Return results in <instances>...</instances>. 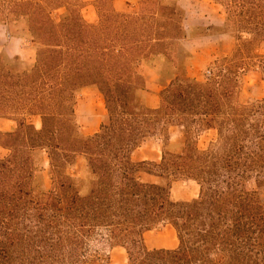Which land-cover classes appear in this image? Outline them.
<instances>
[{"label": "trees", "instance_id": "1", "mask_svg": "<svg viewBox=\"0 0 264 264\" xmlns=\"http://www.w3.org/2000/svg\"><path fill=\"white\" fill-rule=\"evenodd\" d=\"M114 2L96 0L99 21L89 22L84 0H0V25L35 51L30 63L0 53V118L16 122L0 130L9 151L0 156V264H109L103 243L124 248L127 264H264V97L246 99L241 74L246 57H259L264 75L256 54L264 0H214L226 8L224 29L251 38L239 39L209 80L181 64L185 72L162 85L154 108L142 98V65L156 58L163 76L171 48L187 38L185 10L178 0H140L132 11ZM86 88L98 89L107 108L89 135L76 107ZM174 126L186 140L172 152ZM196 133L215 137L200 147ZM158 134L162 160H135ZM42 153L50 188L39 176ZM80 158L85 174L77 176L70 169ZM183 181L196 183V197L175 196ZM161 224L175 230L177 247L147 246L145 233Z\"/></svg>", "mask_w": 264, "mask_h": 264}, {"label": "rangeland", "instance_id": "2", "mask_svg": "<svg viewBox=\"0 0 264 264\" xmlns=\"http://www.w3.org/2000/svg\"><path fill=\"white\" fill-rule=\"evenodd\" d=\"M86 7L83 9V15L89 22H98L99 15L95 8L96 0H84ZM140 0H115L114 4L118 11H132L135 9L137 2ZM186 13L185 30L187 34L186 40L183 41V46L174 45L170 54L171 59L165 58L166 67L161 77L154 69L147 65H152L157 62V69L162 66L156 58L151 59L147 64L142 65L148 82L146 90L142 94L144 102L150 105H155L158 102V94L166 85L174 80L179 73H184L181 64L186 63V74L192 78L199 80H209L213 73L216 75L221 69V60L225 57L232 56L238 43L241 40L251 38L250 34L241 32L233 25H230L229 33L223 34L226 8L214 0H178ZM9 46L10 51L20 52L25 58L23 62H34L33 46L29 40L12 41L8 38L6 29L0 25V47ZM1 49V48H0ZM256 54L264 55V49H259ZM178 59V67L174 65V58ZM32 58V61H31ZM173 58V59H172ZM176 59V62H177ZM171 60V61H170ZM161 62V61H160ZM153 63V64H154ZM9 66H6V69ZM244 69L241 70L242 90L246 99H260L264 97V75L263 68L259 57H246ZM211 72V74L209 73ZM178 74V75H179ZM76 107L86 116L83 121V130L91 132L95 128L99 129L103 118L101 115L107 114V108L104 97L98 90L86 88L77 95ZM38 126L41 125L39 118H35ZM15 128V123L6 118H0V129L2 131H10ZM171 139L168 141L167 149L169 151L180 150L185 143V135L181 128H171ZM200 135L198 144L200 147H205L214 137V133H196ZM165 138L161 134L145 141L139 148L136 149L133 158L137 161L160 162L163 157ZM9 154V151L0 147V156L4 157ZM41 167L40 178L43 180L47 188L51 187V178L49 173V159L45 153L39 156ZM84 162L79 159L78 164L70 169L77 176L84 175ZM81 172V173H80ZM79 174V175H78ZM151 181H159V178L152 175H144ZM199 188L193 181H183L175 188V196L183 199H191L198 195ZM264 198V187L261 189ZM147 246L153 248H175L178 246V237L173 228L169 225L161 224L156 228L147 231L144 235ZM97 245V244H96ZM102 255L109 260V264H127V254L122 247H110L107 244L97 245Z\"/></svg>", "mask_w": 264, "mask_h": 264}, {"label": "crops", "instance_id": "3", "mask_svg": "<svg viewBox=\"0 0 264 264\" xmlns=\"http://www.w3.org/2000/svg\"><path fill=\"white\" fill-rule=\"evenodd\" d=\"M3 26V25H2ZM225 26V25H224ZM5 27V26H4ZM5 29H6V27H5ZM6 33H7V29H6ZM226 33H229L228 31H224L223 32V34H226ZM7 36H8V38L10 39V40H14V41H17V40H28V39H25V38H18V37H10L9 35H8V33H7ZM30 41V40H29ZM31 43V42H30ZM32 45V44H31ZM1 49H0V53H5V54H7L10 58H13V57H15V56H20V58L21 59H23L24 61H26L25 60V58H23V56H22V54L20 53V52H12V51H10V49H9V46L8 45H6V46H3V47H0ZM33 51H34V49H33ZM33 58H35V54H34V56H33ZM31 61H32V58H31ZM27 62V61H26ZM145 65L147 64V63H144ZM157 62L156 63H154V64H152V65H147V66H149V68H151V69H154L156 72H158L159 73V69H157L158 67H157ZM145 73V72H144ZM145 76H146V74H145ZM146 78H147V76H146ZM199 79V78H198ZM147 82H148V79H147ZM92 89H95V90H98V89H96V88H92ZM98 92H99V90H98ZM101 94V93H100ZM102 95V94H101ZM159 103H160V98H159V94H158V102L155 104V105H150V104H146L148 107H151V108H154V107H157L158 105H159ZM77 112L81 115V124H82V130H83V121H84V119L86 118V116H84L81 112H80V110L77 108ZM103 116H104V114L103 115H101V117L103 118ZM7 119V118H6ZM8 120H11V119H8ZM12 122H14L15 123V126H16V122L14 121V120H11ZM13 129V128H12ZM1 131H2V129H0ZM11 130V129H10ZM4 131H7V130H4ZM98 131V129H94L93 131H91V132H85L84 130H83V132L85 133V134H93V133H95V132H97ZM136 151V150H135ZM135 151H134V153H135ZM134 153H133V155H134Z\"/></svg>", "mask_w": 264, "mask_h": 264}, {"label": "built area", "instance_id": "4", "mask_svg": "<svg viewBox=\"0 0 264 264\" xmlns=\"http://www.w3.org/2000/svg\"><path fill=\"white\" fill-rule=\"evenodd\" d=\"M211 74V72H209Z\"/></svg>", "mask_w": 264, "mask_h": 264}]
</instances>
